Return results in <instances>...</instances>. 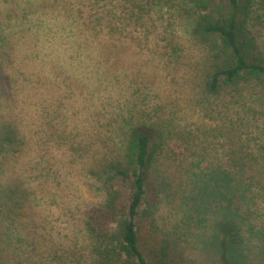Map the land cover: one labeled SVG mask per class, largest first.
Segmentation results:
<instances>
[{"label":"rangeland","instance_id":"rangeland-1","mask_svg":"<svg viewBox=\"0 0 264 264\" xmlns=\"http://www.w3.org/2000/svg\"><path fill=\"white\" fill-rule=\"evenodd\" d=\"M197 12L0 0V264H101L86 213L127 201L118 163L134 125L151 130L135 217L146 260L264 264V85L206 89L215 52L192 36ZM250 16L264 59V0ZM224 143L252 158L243 178L216 176Z\"/></svg>","mask_w":264,"mask_h":264},{"label":"trees","instance_id":"trees-1","mask_svg":"<svg viewBox=\"0 0 264 264\" xmlns=\"http://www.w3.org/2000/svg\"><path fill=\"white\" fill-rule=\"evenodd\" d=\"M182 1L198 8L192 29L194 39L213 41L215 53L212 59L216 65L206 78V89L218 94L234 89L239 83L264 85V59L257 56V44L249 26L255 0ZM217 127L233 129L226 125ZM212 131L216 129L212 128ZM150 134L148 126L134 125L125 140L124 160L122 164L118 163V169L130 187L127 201L120 207L110 199L105 205L86 213L85 224L100 241L94 254L101 264H151L138 244L135 223L148 180L145 168L152 153ZM221 146L224 151L210 161V164L217 161L218 167L223 169L216 176L243 178L246 173L243 168L245 164H252V158L241 155L243 148L239 145L231 147L224 143ZM172 259L168 257L169 264ZM220 264L230 263L223 260Z\"/></svg>","mask_w":264,"mask_h":264}]
</instances>
